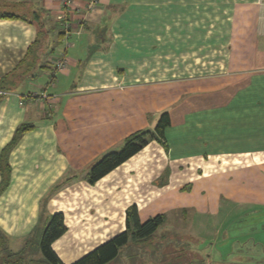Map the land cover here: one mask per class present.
Returning <instances> with one entry per match:
<instances>
[{"label":"crops","instance_id":"crops-1","mask_svg":"<svg viewBox=\"0 0 264 264\" xmlns=\"http://www.w3.org/2000/svg\"><path fill=\"white\" fill-rule=\"evenodd\" d=\"M89 1L0 0V10L19 15L0 17V78L25 56L37 26L55 27L46 66L0 99V149L17 125L33 123L9 152L0 194L9 248L61 211L67 229L52 247L68 264L122 231L135 203L141 220H165L148 256L128 254L133 264H250L223 255L256 247L243 240L246 226L264 230V0H94L88 9ZM61 13L70 35L58 42ZM59 54L66 66L48 84ZM44 95L55 101L47 106ZM163 110L166 147L151 138L88 182L99 155L151 129ZM202 228L213 258L195 243Z\"/></svg>","mask_w":264,"mask_h":264},{"label":"trees","instance_id":"trees-1","mask_svg":"<svg viewBox=\"0 0 264 264\" xmlns=\"http://www.w3.org/2000/svg\"><path fill=\"white\" fill-rule=\"evenodd\" d=\"M0 17L14 18L19 17V15L9 10H0ZM53 30H55L54 26H37L36 36L29 44L25 56L9 73L0 78V99L5 94L1 93V91H5L6 93L10 92L11 86L14 85L18 79L32 77L36 69L46 66L44 62L40 63L42 60L41 54L47 51H54V49L48 50L46 47L49 33ZM65 33L66 29L62 26L58 27V42L63 38L65 39ZM48 63L49 66L47 67L51 71L50 83L54 81L56 73H53L50 62ZM169 125V113L167 110H163L158 114L151 129H138L128 134L118 148L106 151L90 165L87 177L88 182L91 184L95 183L98 179L141 150L151 138L157 140L161 145L166 147L164 131ZM31 128H33V123L31 122H22L17 125L11 138L0 149V194L7 188L10 182L11 165L8 160L9 152L18 142L20 136ZM164 220L165 217L163 213H157L141 220L137 205L132 203L125 209V227L122 231L115 233L107 240L68 264H106L116 258L124 247H130V251L135 247L136 249L139 248V252L135 250V254H140L141 252V254H147L148 256V252L150 253L154 243L152 240L153 234L163 224ZM66 229L63 213L61 211L53 212L48 222L45 224L40 237V258L27 256L28 250L25 248L30 238L25 239L21 248L12 250L8 246L7 234L0 229V261L2 264H65L59 259L52 244L66 231ZM155 253L162 252L160 248H156ZM130 261L133 262L131 259ZM235 264L242 263L236 262Z\"/></svg>","mask_w":264,"mask_h":264},{"label":"rangeland","instance_id":"rangeland-1","mask_svg":"<svg viewBox=\"0 0 264 264\" xmlns=\"http://www.w3.org/2000/svg\"><path fill=\"white\" fill-rule=\"evenodd\" d=\"M44 99H45V97H44ZM46 100H48V101H46ZM54 101H55V99H54V95H53V96L49 97V99H45V104L47 103L49 105V102H54ZM46 110L49 112V108H46ZM101 155H99V157ZM99 157H97V159ZM155 158H157V156H155ZM97 159H95V160H97ZM149 168L150 167H148V169ZM135 169H137V167H135ZM88 170H89V168H88ZM149 171H154V170L152 169V170H149ZM254 218L251 219V220H254V224H255V219ZM48 220H49V218L46 219L45 224L48 222ZM162 227H164V224H163V226L161 225L154 232V234L160 232ZM254 228H255V226L253 224L251 226L250 225L246 226V231H248V235L246 237H244L243 240L247 239V240H249L250 243L256 242L255 243L256 244V247H254V246L251 247L252 244H246V246L243 245L245 243H242L241 245H237L235 247L234 251H231V249H229L230 248L229 247L228 249H226L224 251V255H223L224 258L225 257L228 258V256H230L233 259L237 255H242V258H246V260L247 259L250 260L249 261L250 264L251 263L252 264H264V249L261 248V250H259L260 245L258 243L261 240H263V242H264V230H261L260 228H257V229L256 228L254 229ZM43 229H44V227L43 228H41V227L40 228H36L34 230V232H33V235H30L29 236L30 237V240L27 242V245H26V248H25L26 250H28L27 256L33 257V258H40L41 257V252H40V249H39V242H40V237H41V234H42ZM194 236H197V240L195 241V243H198L201 246H203V248L204 247L206 248L205 251H204L205 254L206 253H210L211 258H213V255L214 254H217L215 251L212 254V250L211 249H208V248H210L209 246L212 243V241L210 239L211 236H210V230H209V228L208 229H204V228L200 229L198 235H194ZM174 241H175L174 239H172L170 241V243H169L170 246L169 247H174ZM214 242H215V240H214ZM216 244L218 245V247H220L221 242H217ZM8 246H9V240H8ZM160 247H161V244L160 243L158 245H156V248H160ZM130 250H131L130 247H124L123 249H121V251L119 252V255L116 258H114L112 261H110V262H108L106 264H133L128 259V257L130 256L128 254L131 252ZM135 250H137V252H139L138 251L139 248L136 249V247H135ZM195 255L196 256H199L196 253H195ZM126 260H127V262H126ZM0 264H2L1 261H0Z\"/></svg>","mask_w":264,"mask_h":264},{"label":"built area","instance_id":"built-area-1","mask_svg":"<svg viewBox=\"0 0 264 264\" xmlns=\"http://www.w3.org/2000/svg\"><path fill=\"white\" fill-rule=\"evenodd\" d=\"M93 5H94V0H90L88 3H87V8L88 9H90V8H92L93 7ZM63 18H64V14L63 13H61V15H60V19H61V26L64 28V29H66V33H65V39H68V37H69V34H70V26H69V24L67 23V22H65L64 20H63ZM50 65H51V69L53 70V73H56V71H60V70H62V69H64L65 68V66H66V61H65V59H64V57H63V55H54V57H53V59H51V61H50ZM50 83H53V81H51ZM49 83V84H50ZM1 93H5L6 94V92L5 91H1ZM44 97H45V99H49V97H51V95H44ZM43 97V98H44ZM53 99V98H52ZM51 100V99H50ZM48 101V100H47ZM51 103V102H50ZM51 104H49L48 106H50Z\"/></svg>","mask_w":264,"mask_h":264}]
</instances>
